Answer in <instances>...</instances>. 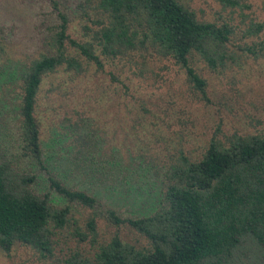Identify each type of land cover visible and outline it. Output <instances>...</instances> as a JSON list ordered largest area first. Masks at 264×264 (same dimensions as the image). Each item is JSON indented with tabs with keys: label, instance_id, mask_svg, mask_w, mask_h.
<instances>
[{
	"label": "trees",
	"instance_id": "1",
	"mask_svg": "<svg viewBox=\"0 0 264 264\" xmlns=\"http://www.w3.org/2000/svg\"><path fill=\"white\" fill-rule=\"evenodd\" d=\"M218 1L236 4L235 0ZM65 3L69 10L83 11L89 7L101 14L95 27L88 31L91 40L78 42L68 37V17L57 10L53 1L57 23L49 37L52 50L23 63L19 72L13 69L17 76L8 73L10 79H18V97L0 98V105L8 104L7 111L17 116L16 130H19L15 136L5 124V113L1 115L0 249L7 252L14 243H20L57 264H264V133L234 135L227 146L211 137L197 159L179 152L165 167L162 201L151 214L131 217L119 215L114 209L106 210L111 223H123L141 232L149 240L148 249H135L113 236L99 244L91 256L76 248L67 249L62 257L53 255L64 230V243L76 238L90 246L95 244L96 232L92 216L86 220L84 231L69 217L68 205L51 204L50 195L92 209L96 199L82 190L67 188L46 170L50 162L42 153L40 121L35 114L43 78L59 68L78 78L89 63L100 67L101 59L125 55L131 62L125 78L131 80L141 75V70L138 76L130 69L139 65L136 55L141 58L143 68L144 54L154 51L182 67L186 80L203 94L205 82L189 64L190 58L197 56L207 67L215 68L230 54L226 42L233 32L225 22L216 24L198 18L181 0H65ZM82 17L83 23L90 21L86 12ZM83 28L85 32L89 29L86 25ZM261 28V23H250L245 33H257ZM148 72L153 73L149 64ZM140 78L145 79L143 75ZM118 82L123 89L128 88L125 81ZM134 113L140 118L146 114ZM85 123L86 118L82 117L67 128L79 133L73 135L80 144L74 157L66 155L56 162L64 173L87 174L88 180L98 185L106 180L117 190L118 175L125 176L133 168L112 157L98 160L92 150L96 136L82 132ZM6 142L13 145L7 146ZM10 148L17 152H11ZM140 169L139 179L143 181L142 176L148 178V169ZM41 173L46 174L43 180ZM131 184L126 187L132 188ZM143 186L139 182L131 189L130 203L135 210L144 204L143 195L138 192Z\"/></svg>",
	"mask_w": 264,
	"mask_h": 264
},
{
	"label": "rangeland",
	"instance_id": "2",
	"mask_svg": "<svg viewBox=\"0 0 264 264\" xmlns=\"http://www.w3.org/2000/svg\"><path fill=\"white\" fill-rule=\"evenodd\" d=\"M53 1L57 10L68 17V37L78 42L91 40L88 31L95 27L96 18L101 17L93 8L69 10L65 0H0V98L18 97V79H10L8 73L17 76L13 69L19 72L23 63L52 50L49 37L57 23ZM235 1L231 6L218 0H181L198 18L216 24L225 22L233 29L226 42L230 54L221 64L209 68L199 57L190 58L189 64L205 82L203 94L186 80L182 67L154 51L144 54L143 68L138 55L139 65L130 68L136 75L141 70L144 80L141 75L131 80L125 78L130 65L125 55L101 59L100 67L89 63L78 78L63 72L62 68L43 78L36 96L35 114L40 121L42 153L50 162L46 170L67 188L82 190L96 199L92 209L68 203L56 194L50 195L51 204L68 205L69 217L84 231L86 220L92 216L96 232L95 244L90 246L76 238L64 243V230L53 255L62 257L67 249L76 248L91 256L99 244L113 236L135 249H148L149 240L141 232L123 223H111L106 218V210L114 209L119 215L131 217L151 214L162 201L165 167L179 152L197 159L211 137L227 146L234 135L247 137L264 133V0ZM83 12L92 23H83ZM250 23H261V30L246 34L245 28ZM83 25L89 28L86 32ZM94 47L98 53L95 43ZM148 64L153 73L148 72ZM162 64L165 67L161 68ZM118 81H125L128 88L123 89ZM7 105H0V117L5 113V124L16 136L18 118L7 111ZM136 111L145 112L146 116L137 117ZM82 117L86 118L82 132L96 136L92 150L98 160L112 157L133 168L125 176L118 175L117 190L106 180L98 185L89 181L87 174L64 173L56 162L66 155L73 158L80 148L73 136L79 133L67 128ZM8 143L7 146L13 145ZM9 150L17 152L14 148ZM164 154L169 155L164 157ZM140 168L148 169V178L140 173L143 181L148 182L140 181ZM41 176L43 180L46 174ZM129 182L132 188L139 182L144 184L138 190L144 198L138 210L130 203L132 188L126 187ZM0 264L57 263L27 245L14 243L7 252L0 249Z\"/></svg>",
	"mask_w": 264,
	"mask_h": 264
}]
</instances>
